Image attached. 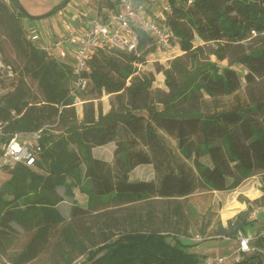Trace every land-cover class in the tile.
<instances>
[{"label": "trees", "instance_id": "16d2710c", "mask_svg": "<svg viewBox=\"0 0 264 264\" xmlns=\"http://www.w3.org/2000/svg\"><path fill=\"white\" fill-rule=\"evenodd\" d=\"M5 1L0 0V17L22 71L13 89L0 97V121L5 125L0 142L41 128L44 133L35 167L19 165L0 181V253L5 255L3 250L19 233L17 225L33 235L11 261L27 264L61 227L56 251L66 264H74L67 248L84 256L79 264H202L205 256L170 233L113 224L111 218L98 220L97 212L111 201L171 200L203 187L235 190L255 172L264 173V95L246 106L212 109L210 99L235 94L241 79L230 67L221 69L200 59L209 48L219 61L244 65L248 86L263 77L264 0H168L161 23L177 36L192 69L179 57L163 70L168 93L155 90L153 73L137 65L146 64L157 45L138 28L137 53L101 51L91 60L87 91L94 97L83 104L82 117L69 96L71 62L51 58L29 41L22 24V18L29 17L20 10V1ZM147 1L134 0L144 11ZM66 6H56L50 15ZM196 39L204 44L195 45ZM28 78L37 84L38 94ZM104 93L116 110L104 113L102 105L95 104ZM57 122L65 128L63 134L46 128ZM165 136L177 141L181 158ZM110 143L116 146L113 162L93 156L94 148ZM143 165L152 166L155 177L132 181L131 173ZM76 189L87 197L86 206L76 201ZM67 201L72 203L69 215L60 208ZM245 215L230 219L220 232H245ZM88 222L96 225L100 241ZM252 237L255 249L237 264H264V233Z\"/></svg>", "mask_w": 264, "mask_h": 264}, {"label": "rangeland", "instance_id": "374dc122", "mask_svg": "<svg viewBox=\"0 0 264 264\" xmlns=\"http://www.w3.org/2000/svg\"><path fill=\"white\" fill-rule=\"evenodd\" d=\"M19 1L21 6L32 17L47 15L52 12L56 6L65 2V0ZM5 3L11 5L8 0H6ZM146 4V14L161 23L164 13L169 11L168 0H149ZM105 5L108 6L106 3ZM94 7L95 3H93V0H71L70 12L58 11L48 17L35 19V22L32 23L31 19L23 17L22 24L26 33L34 29V31H39L43 36L48 37L50 42H54L65 33L68 26L72 31L79 30L81 27L80 18H84V16H82L84 13L91 15L94 12ZM59 14L61 15L60 17H62V21L60 20L62 23L60 27L61 31L56 32L54 35L49 34L47 21L57 17L56 15ZM75 15H77L78 21L73 19ZM203 44L204 42L201 40H195V45ZM179 57H182V63L191 70L192 63L185 57L183 51L164 50L158 47L155 52L148 55L146 64L137 66L142 72L153 73L155 77L153 88L155 90L168 93L169 88L166 85V78L163 70L170 69L174 61ZM200 59L203 63H214L221 69L230 67L238 72L241 79V88L235 94L219 96L214 100L210 99V107L212 109L227 110L238 105L246 106L254 99H261L264 95V76L256 78L255 83L248 86V82L245 78L248 70L244 65L232 63L228 59L219 61L216 56L211 54L209 48H205ZM21 66L22 62L16 56L6 36L4 20L0 17V97L13 89L15 81L21 74ZM28 82L32 86L33 91L38 94L37 84L31 81L30 78H28ZM93 97L94 96L88 93V91L83 95L85 101ZM99 103L102 105L104 113L114 111L118 107L113 108L110 105L106 93L103 94L101 100H95L97 106ZM82 110L83 106H78L77 112L79 117H81L83 113ZM49 127L55 135L63 134L65 131V128L59 122L49 124L48 128ZM165 140L176 156L181 158L177 141L169 136H165ZM113 148V145L97 147L93 149L92 154L94 157L113 162ZM202 160L209 162L208 157H204ZM152 176L153 170L148 166L138 168L132 173L134 180L150 179ZM4 177L5 175H2L0 181H2ZM75 193L76 201L86 206L87 197L78 189L75 190ZM238 203H240L243 208L240 209ZM71 205V201H67L61 203L60 208L66 215H69ZM97 213H101L98 220L111 218L112 221L109 219H106V221H110L113 224H119L121 222L123 224L122 226L126 224L127 226L137 227L147 231L157 230L170 233L182 242L192 245L194 251L200 255L219 256L222 251L227 249L230 245V242H228L226 238H221L224 234L220 232V226L224 224L227 225V221L231 219L230 217L238 213H245L246 221L249 223L248 225L252 224L255 226L254 220L260 218V216L264 214V173L262 171L255 172L234 191L221 193L203 187L193 195L171 200L148 198L143 201L128 204H117L111 201L102 205V208ZM258 222L256 223L258 224ZM88 225L94 228L93 233L95 235V240L100 241L102 236L97 230L96 225L92 222H88ZM14 227L19 233L13 238L11 245L6 250H3L5 256L9 260L16 257L24 250L33 235V232L26 231L17 225ZM259 228L261 229L258 232H261V230L264 231V226ZM61 231L62 228L59 227L53 233L54 235L38 257L27 264H66L64 257L56 251V246L61 244ZM198 234L205 238L203 242L195 241V236ZM67 251H69L70 257L74 258V264H79L83 261L84 256L80 255L77 251L70 250L69 248H67Z\"/></svg>", "mask_w": 264, "mask_h": 264}, {"label": "built area", "instance_id": "2783aa9c", "mask_svg": "<svg viewBox=\"0 0 264 264\" xmlns=\"http://www.w3.org/2000/svg\"><path fill=\"white\" fill-rule=\"evenodd\" d=\"M106 1L111 6H106ZM82 16V29L72 31L68 26L65 33L54 42L34 29L27 33V39L51 58L71 62L73 74L69 96L73 97L72 105L77 110L78 106H83L86 102L83 95L90 84V62L93 57L101 51L111 50L137 53L138 28L149 33L159 49L182 51L179 39L172 29L149 17L136 6L134 0H96L94 12L91 15L84 13ZM4 126L0 121V136H5ZM43 133L44 128H41L27 135L14 134L0 142V177L19 165L35 167L43 151L40 144ZM236 239L238 243L233 251L219 256L207 255L202 264H237L245 254L255 249L252 246L253 237L243 230L237 231ZM204 240L200 234L195 236L196 242ZM261 252L264 254V249ZM0 264L13 262L0 253Z\"/></svg>", "mask_w": 264, "mask_h": 264}, {"label": "crops", "instance_id": "0c3cea01", "mask_svg": "<svg viewBox=\"0 0 264 264\" xmlns=\"http://www.w3.org/2000/svg\"><path fill=\"white\" fill-rule=\"evenodd\" d=\"M77 2H79V1H77ZM93 3H96V0H93ZM62 12H66V11H69L70 12V3L66 6V7H64L62 10H61ZM57 17H54L53 19H49L48 21H47V28H48V30H49V34H56V32H60L61 31V21H62V17H60L61 15L59 14V15H56ZM57 18V19H56ZM73 19H76L77 21L79 20V19H77V15H75V16H73ZM32 21H31V23L32 22H35L34 20L35 19H31ZM61 20V21H60ZM60 21V22H59ZM41 23V22H40ZM39 23V24H40ZM33 24H35V23H33ZM64 27V26H63ZM80 29H82V26L79 28V30ZM50 37V36H49ZM83 116V114L81 115V117ZM108 145H113V157H114V151H115V144L114 143H110V144H108ZM108 145H105V146H108ZM99 147H104V146H99ZM97 148V147H96ZM95 149V148H94ZM97 158V157H96ZM99 159H102V160H105V161H107L106 159H103V158H99ZM114 160V159H113ZM109 162V161H108ZM145 166H148V167H151L152 168V166H149V165H143V166H139L138 168H141V167H145ZM138 168H136L135 170H137ZM134 170V171H135ZM152 170H153V168H152ZM133 171V172H134ZM132 172V173H133ZM132 173H131V180L132 181H141V180H151V179H153L154 177H155V174H154V170H153V176H152V178H150V179H140V180H134L133 179V177H132ZM239 188V187H238ZM236 190V189H235ZM230 191H234V190H230ZM215 192H221V193H225V192H229V191H215ZM239 205V208L241 209V208H243L242 207V205L240 204V203H238ZM239 209V210H240ZM239 214V213H238ZM238 214H236V215H234V216H232V217H230L231 219H234ZM261 218V219H260ZM260 218H256L255 220H257V221H255L254 220V224H255V226L254 225H247L248 227L246 228V230H245V232L247 233V234H249L250 236H252V235H255V234H257V233H259L258 231L261 229V228H259V227H263L264 226V214L262 215V216H260ZM229 219V218H228ZM230 220V219H229ZM228 220V221H229ZM228 221H227V225H223V227H227L228 226ZM259 221V222H258ZM256 222H258V224L256 223ZM262 224V225H261ZM261 234L262 233H264V231H262L261 230V232H260ZM221 238H226L227 240H228V242H230V245L227 247V249H225V250H223L222 251V253L220 254V255H224V254H228V253H230L231 251H233L236 247H237V239H236V235H234V236H227V235H224L223 237L221 236ZM207 256V255H205V254H202L201 256ZM214 256H218V255H214Z\"/></svg>", "mask_w": 264, "mask_h": 264}, {"label": "water", "instance_id": "95a60500", "mask_svg": "<svg viewBox=\"0 0 264 264\" xmlns=\"http://www.w3.org/2000/svg\"><path fill=\"white\" fill-rule=\"evenodd\" d=\"M71 0H65V2L63 3L64 5H68L70 3ZM20 10L23 11L30 19H40V18H45V17H48L51 13H53L54 11L50 12L49 14L47 15H44L42 17H32L31 15H29L26 10L20 6Z\"/></svg>", "mask_w": 264, "mask_h": 264}, {"label": "bare ground", "instance_id": "6f19581e", "mask_svg": "<svg viewBox=\"0 0 264 264\" xmlns=\"http://www.w3.org/2000/svg\"><path fill=\"white\" fill-rule=\"evenodd\" d=\"M233 201H234V200H233ZM233 201H232V202H233ZM227 203H228V202H227Z\"/></svg>", "mask_w": 264, "mask_h": 264}]
</instances>
